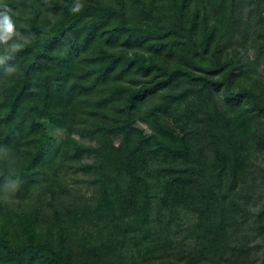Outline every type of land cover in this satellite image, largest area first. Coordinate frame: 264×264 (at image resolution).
I'll return each instance as SVG.
<instances>
[{"label":"trees","instance_id":"16d2710c","mask_svg":"<svg viewBox=\"0 0 264 264\" xmlns=\"http://www.w3.org/2000/svg\"><path fill=\"white\" fill-rule=\"evenodd\" d=\"M5 12L0 264H264V0Z\"/></svg>","mask_w":264,"mask_h":264},{"label":"clouds","instance_id":"9594fccd","mask_svg":"<svg viewBox=\"0 0 264 264\" xmlns=\"http://www.w3.org/2000/svg\"><path fill=\"white\" fill-rule=\"evenodd\" d=\"M82 8V5L78 4L72 11L77 12ZM15 28L11 17L5 12L0 13V43L7 42L13 34Z\"/></svg>","mask_w":264,"mask_h":264},{"label":"rangeland","instance_id":"374dc122","mask_svg":"<svg viewBox=\"0 0 264 264\" xmlns=\"http://www.w3.org/2000/svg\"><path fill=\"white\" fill-rule=\"evenodd\" d=\"M259 70L260 72L264 73V62L261 63ZM57 132L62 133L61 130H58ZM261 167L264 168V153L260 154L256 159V164L254 166L255 172H259ZM83 185V187L86 188L85 191H88L87 186L85 184Z\"/></svg>","mask_w":264,"mask_h":264}]
</instances>
